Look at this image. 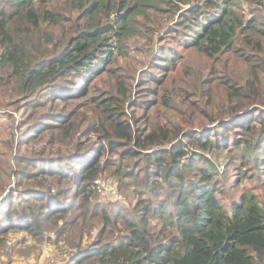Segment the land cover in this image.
Returning a JSON list of instances; mask_svg holds the SVG:
<instances>
[{"label":"trees","instance_id":"trees-1","mask_svg":"<svg viewBox=\"0 0 264 264\" xmlns=\"http://www.w3.org/2000/svg\"><path fill=\"white\" fill-rule=\"evenodd\" d=\"M65 1L61 12L55 0H0V105L23 103L28 118L37 120L19 147L39 142L47 126L62 139L74 135L75 108L47 112L56 123L42 111L58 99L80 97L73 89L141 32L139 14L169 0ZM246 1L245 17L240 0H202L183 16L194 26L182 44L210 63L200 91L212 103L197 114L198 128L188 130L194 119L183 124L163 115L173 129H144L124 112L133 89L117 79L118 92H108L84 127L97 138L78 137L69 149L43 147L36 156L16 150L18 195L0 199V251L11 234L39 241L54 232L69 242L63 264H264V0ZM228 51L244 62L246 76L215 82L214 60ZM174 57L155 68L168 67ZM146 82L164 80L151 70ZM138 102L148 107L156 100ZM162 105L176 115L174 100ZM9 160L0 154V189ZM99 177L115 182L124 199L102 195ZM243 178L253 184L228 196L227 186Z\"/></svg>","mask_w":264,"mask_h":264},{"label":"rangeland","instance_id":"rangeland-1","mask_svg":"<svg viewBox=\"0 0 264 264\" xmlns=\"http://www.w3.org/2000/svg\"><path fill=\"white\" fill-rule=\"evenodd\" d=\"M197 1L169 0L159 3V8L152 10L149 8L147 14H139L137 25L141 27V32L126 38L120 47L113 50L112 61L110 65L105 66L107 68L103 66L100 68V73L97 70L92 79L87 80L85 84L82 83L83 87L79 86L73 89V91H79L77 94L80 97H68L65 101L58 99L59 102L54 103V107L51 109L48 107L42 111L44 118L47 116L49 121L56 123L46 114L47 112H55L56 110L63 112L75 108V112L71 114L72 122L74 119L76 123V127H74V123L72 126L74 135L70 134L66 139H62L58 129L47 126L41 130L40 134L43 138H40L39 142L22 143V146L19 147L22 134H25V128L30 126L33 128L32 124L37 120L34 117L28 118L29 112L26 111L23 103L12 106L0 105V111L6 110L7 114L6 119L0 124V154L3 153L10 159V163H5L7 173H3V176L6 184L3 189H0V199L11 194V192L15 196L18 195V191L15 190L16 177H13L14 174H12V171L18 167L14 159L17 149L36 156L39 155V151L43 147L58 149L57 145L60 144L69 149L74 146L78 137L80 140L98 137L94 131L85 134L83 130L89 121L95 118L93 117L95 112H101L103 101L109 94L108 92H118L116 88L117 79L126 80L128 86L133 89L132 96L134 99L131 98L133 101L127 104L124 112L126 111L128 118H131L133 122H141L144 129L157 127L158 124L173 129L175 125L166 121L164 117L162 118L163 115H169L173 120L179 119L183 124L186 120L194 119L196 121L195 126L189 125L188 128L190 129L188 130L198 128L201 118L197 117V114L209 108V104L212 103V100L208 101L207 96H201L200 91L204 90L202 80L206 77L205 73L210 63L203 54L193 47L183 45L180 40L189 38L187 34H189L188 32L194 23L185 22L183 16L193 4L202 0ZM240 2L244 17L248 16V11L251 10L249 3L246 0H240ZM55 5L58 6L57 10L66 12L64 11L67 9L65 0H55ZM55 38L58 40L57 35ZM172 53H176V57L173 58L168 67L162 68V70L155 68L158 62L166 56L172 55ZM214 63L216 64L215 68L220 72L218 74L220 78L214 77L215 82L227 80L231 76L237 78L246 76L244 62L240 58L233 57L229 51L216 58ZM164 66H167V63ZM151 70L155 72L157 77L164 80L162 85L146 82L147 72ZM141 81L143 83H140ZM149 89H154L155 93L148 95ZM82 92L83 95H81ZM151 97L156 100L153 106L145 107L144 103L138 102V100L143 99L145 102ZM172 100H174V110L177 116L172 110L162 105V101L170 103ZM216 102L222 103L218 99L215 100ZM255 106L263 107V105ZM159 120L160 122H158ZM49 138H56L57 140L51 144ZM69 138L74 139L67 142L66 140ZM27 146L34 147V150L28 149ZM2 166L0 168H3ZM230 175L235 177L233 174ZM104 180L110 183V181ZM242 181L238 186H235L234 182L227 186L228 196L238 195L241 192L240 189L253 184V180L248 178H243ZM112 183L116 184L115 182ZM260 198L264 205V194L260 195ZM223 201L226 204L229 203L228 199L224 197ZM8 239L10 243H7L0 251V264H63L67 259L66 244L69 242L63 237L58 238L54 232L51 239L47 238L46 240L38 241L36 237H24L22 234H11L7 236ZM53 240L56 243H53Z\"/></svg>","mask_w":264,"mask_h":264},{"label":"built area","instance_id":"built-area-1","mask_svg":"<svg viewBox=\"0 0 264 264\" xmlns=\"http://www.w3.org/2000/svg\"><path fill=\"white\" fill-rule=\"evenodd\" d=\"M6 117H7L6 110L0 111V124L6 119ZM54 150H57V149H54ZM13 177H15V175H13ZM104 179L110 181V183H108ZM96 182L98 184L97 185L98 190L101 192L102 195L110 193L111 195H113L114 197L118 199H124L123 193L118 189L116 184L112 183L110 179L105 178V177H99L97 178Z\"/></svg>","mask_w":264,"mask_h":264}]
</instances>
